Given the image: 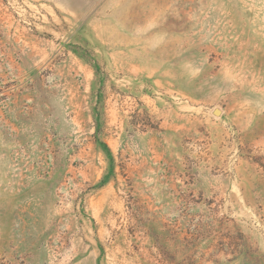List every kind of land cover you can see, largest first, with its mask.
<instances>
[{
    "label": "rangeland",
    "instance_id": "374dc122",
    "mask_svg": "<svg viewBox=\"0 0 264 264\" xmlns=\"http://www.w3.org/2000/svg\"><path fill=\"white\" fill-rule=\"evenodd\" d=\"M0 264H264V0H0Z\"/></svg>",
    "mask_w": 264,
    "mask_h": 264
},
{
    "label": "water",
    "instance_id": "95a60500",
    "mask_svg": "<svg viewBox=\"0 0 264 264\" xmlns=\"http://www.w3.org/2000/svg\"><path fill=\"white\" fill-rule=\"evenodd\" d=\"M218 113V112H217Z\"/></svg>",
    "mask_w": 264,
    "mask_h": 264
}]
</instances>
